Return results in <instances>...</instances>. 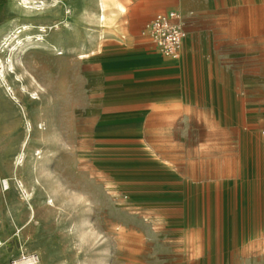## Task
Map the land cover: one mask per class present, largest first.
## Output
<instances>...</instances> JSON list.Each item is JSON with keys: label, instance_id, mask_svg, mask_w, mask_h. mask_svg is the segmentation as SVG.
<instances>
[{"label": "rangeland", "instance_id": "1", "mask_svg": "<svg viewBox=\"0 0 264 264\" xmlns=\"http://www.w3.org/2000/svg\"><path fill=\"white\" fill-rule=\"evenodd\" d=\"M27 5L0 0V42L10 36L0 48L10 61L0 73V264L31 255L35 264H264L257 147L243 149L246 164L231 172L243 197L230 189L216 200L225 217L245 201L243 236L207 234L198 187L226 173L222 149L237 146L222 134L260 137L264 118L212 123L200 107L208 122L181 123L173 105L135 100L174 72L147 63L159 56L142 35L154 13L136 22L127 11L102 27L97 0Z\"/></svg>", "mask_w": 264, "mask_h": 264}, {"label": "crops", "instance_id": "2", "mask_svg": "<svg viewBox=\"0 0 264 264\" xmlns=\"http://www.w3.org/2000/svg\"><path fill=\"white\" fill-rule=\"evenodd\" d=\"M105 3L123 10L117 17L131 12L130 17L136 22L169 10H176L183 17L187 34L179 54L182 62L162 61L159 56L167 57L155 49L159 56L147 58V63L160 68L174 67V72L165 74L163 81L146 84L145 96H136L135 100L162 103V107L173 105L181 123L208 122L200 119L205 115L200 114V107L210 111L212 123L237 125L252 121L257 125L264 118V0H113ZM147 42L151 44L148 39ZM194 134L191 131L190 138H196ZM222 136L229 140L235 136L237 146L222 149L223 173H226L221 178L198 183V187L206 189L207 219L214 221L208 223L207 234L243 236L245 201L239 198L232 209L223 210L228 214L225 217L218 215L222 210L216 200L230 189L234 194V189H238L239 197H243L246 185L239 175L232 177L231 172H241L246 164V152L252 145L259 151L256 156L264 157V135L257 137L254 132L245 131L227 132ZM253 139H256L254 144L248 141ZM262 169L264 172V162ZM257 219L264 222V202L258 209Z\"/></svg>", "mask_w": 264, "mask_h": 264}, {"label": "built area", "instance_id": "3", "mask_svg": "<svg viewBox=\"0 0 264 264\" xmlns=\"http://www.w3.org/2000/svg\"><path fill=\"white\" fill-rule=\"evenodd\" d=\"M186 34L182 14L176 10L155 14L145 24L142 31V35L151 42L155 49L170 59L179 57ZM261 133L264 135V129ZM37 260L36 255L24 256L12 261L11 264H35Z\"/></svg>", "mask_w": 264, "mask_h": 264}, {"label": "bare ground", "instance_id": "4", "mask_svg": "<svg viewBox=\"0 0 264 264\" xmlns=\"http://www.w3.org/2000/svg\"><path fill=\"white\" fill-rule=\"evenodd\" d=\"M106 1H108V0H97V6H98V21H99V23L101 24L102 27L105 26V25H107V24H109V23H111V22H113L116 19L117 15L119 13H123V10L121 8L117 7V6L108 7L106 5V3H105ZM110 1H113V0H110ZM21 5H23L24 7H28L27 0H21ZM40 28L43 29L42 26H40ZM19 29L23 31V30L29 29V26H27V25H20L19 26ZM9 38H10L9 34H7L6 36H4V38L0 42V48H7L8 47ZM61 54L62 53L60 52L57 55H61ZM83 56H81V57H83ZM6 61H7L6 59H5V61L0 59V73H1V68L4 67V63ZM7 62L9 63L10 61H7ZM17 63L19 65H22L23 64L21 62V60H18ZM8 66L10 67L11 65L9 64ZM0 83L1 84H4L5 88L7 87L6 81L1 76H0ZM3 182H4V186L7 189L8 186H9L8 181L4 180Z\"/></svg>", "mask_w": 264, "mask_h": 264}]
</instances>
